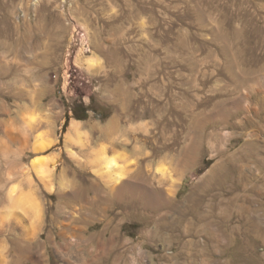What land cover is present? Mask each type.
I'll return each mask as SVG.
<instances>
[{
  "label": "rangeland",
  "instance_id": "rangeland-1",
  "mask_svg": "<svg viewBox=\"0 0 264 264\" xmlns=\"http://www.w3.org/2000/svg\"><path fill=\"white\" fill-rule=\"evenodd\" d=\"M13 186L40 225H0V264H264V0H0V215Z\"/></svg>",
  "mask_w": 264,
  "mask_h": 264
},
{
  "label": "bare ground",
  "instance_id": "bare-ground-1",
  "mask_svg": "<svg viewBox=\"0 0 264 264\" xmlns=\"http://www.w3.org/2000/svg\"><path fill=\"white\" fill-rule=\"evenodd\" d=\"M47 145L48 144H41L40 145L39 142L38 143L36 142L35 148L37 150H40V149H44L45 147H47ZM39 161L40 160H36V161L34 160L31 169L34 172V174L37 176V178L41 182H43L44 184L47 185L50 183L51 171H49L46 167L40 166L41 164H39ZM92 162H93L92 165L94 167H99L98 161H96L95 159H92ZM13 167H17V166L15 165ZM114 167H115V163L113 162L112 159H109L108 161L106 160V162H104L102 167L100 166L99 169H96L95 174L99 177H103L105 174H108L109 172H111ZM93 170H95V169H93ZM23 174H25V173H23ZM115 178L117 180H119L120 176L118 175ZM25 180H24V182L27 185H30L32 183V182H30L29 179H25ZM69 183L70 182L67 179L65 181L63 180V183H61V188H63V189L68 188ZM5 201H6V203L9 202V204L11 206V210L5 212V214L2 213L0 215V225H3L5 223L9 224L11 222L12 218L15 217V215H16V220L18 221V223H16L15 225L21 226L24 230V225H23V223L25 222V216L24 215H26V217H30V228L27 231L25 230V234H26L25 236H26V238L29 236L32 237L35 234V232L38 230V227L40 225V218H41L40 203H39L38 199L36 198V196L34 195V192L30 191V190L25 191L23 188H21V186H19V187L13 186L12 188L10 187L9 190L7 191ZM16 211H19V213ZM101 245H102V242H100V244H97L96 248L91 247V248L80 249V247H79L77 249V251L75 252V254H76L75 258L78 261V263L79 264H93V263L96 264V263H98V261L100 260L99 257L101 255L102 249H103V248H101V247H103ZM73 246L74 245L72 243H70V245H66L65 247L67 249V248H72ZM76 248H77V245H76ZM71 252L73 253V251H71ZM67 253H69V251H67ZM2 261L4 262V260H2ZM74 264H76V263H74Z\"/></svg>",
  "mask_w": 264,
  "mask_h": 264
},
{
  "label": "crops",
  "instance_id": "crops-1",
  "mask_svg": "<svg viewBox=\"0 0 264 264\" xmlns=\"http://www.w3.org/2000/svg\"><path fill=\"white\" fill-rule=\"evenodd\" d=\"M27 96L30 97L31 93L29 92L27 94ZM36 101H39V103H40V98L38 97L36 99ZM39 109H40L39 107L36 108L38 113H40ZM36 125H37V123H36ZM37 127H38V125H37ZM258 187L259 186H256L255 187V191H252L253 194L255 195L254 199H262V198H264V190L259 189ZM254 208H258V209L260 208V210H256V212H253ZM263 211L264 210H263V204L262 203L260 204V206H258V204H254L253 203V204L250 205V207L247 206L245 208V212L244 213H245L247 221H246V224H245L244 227H246L247 231H249V230L253 231L254 228H255L256 231H261L263 229V226H264L263 222H262V219H263V216H264V212ZM259 215H262V217H259ZM257 237H258V235L256 234L255 238H257Z\"/></svg>",
  "mask_w": 264,
  "mask_h": 264
},
{
  "label": "trees",
  "instance_id": "trees-1",
  "mask_svg": "<svg viewBox=\"0 0 264 264\" xmlns=\"http://www.w3.org/2000/svg\"><path fill=\"white\" fill-rule=\"evenodd\" d=\"M72 111V117L78 121L86 120L89 118V112L92 111L95 114V117L99 120H107L112 112L109 110V108H95L92 104L89 106H85L83 104H79L71 107ZM69 116H66L65 124L64 126L67 125L69 121Z\"/></svg>",
  "mask_w": 264,
  "mask_h": 264
}]
</instances>
